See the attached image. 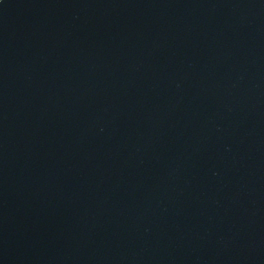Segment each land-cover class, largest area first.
<instances>
[{
    "label": "water",
    "instance_id": "95a60500",
    "mask_svg": "<svg viewBox=\"0 0 264 264\" xmlns=\"http://www.w3.org/2000/svg\"><path fill=\"white\" fill-rule=\"evenodd\" d=\"M0 264H264V0H0Z\"/></svg>",
    "mask_w": 264,
    "mask_h": 264
}]
</instances>
